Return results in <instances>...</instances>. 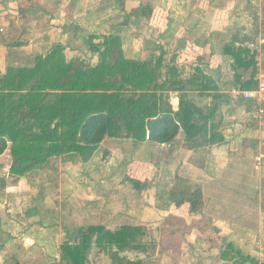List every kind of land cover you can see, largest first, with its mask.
I'll return each instance as SVG.
<instances>
[{
    "label": "trees",
    "instance_id": "1",
    "mask_svg": "<svg viewBox=\"0 0 264 264\" xmlns=\"http://www.w3.org/2000/svg\"><path fill=\"white\" fill-rule=\"evenodd\" d=\"M152 10L142 4L127 15L150 18ZM258 38V31L254 36L236 35L224 46L225 54L232 59V85L241 91L259 87V50L251 47L258 44ZM91 42L92 51L99 54L96 64L68 59L65 48L57 44L32 62L10 65L0 75V156L10 150L11 176L21 178L50 170L57 158L87 162L109 138L132 140L146 147L179 143L193 150L225 140L223 121L218 118L226 100L223 94L215 93L219 85L210 75L198 68L190 77H182L176 57L169 61L163 48L145 59L127 57L118 34L106 35L99 43L91 38ZM260 45L264 50V43ZM169 91L179 92L177 109L169 100ZM190 91H212L211 104L200 106L190 97ZM1 170L0 164L3 188L7 183ZM126 181L139 192L149 186L148 181L131 176ZM176 181V187L167 193L165 207L188 204L192 212H203V189L190 186L185 177L177 176ZM37 196L34 200L39 206L46 196L44 186ZM38 208L30 207L27 216L38 213ZM64 228L67 237L61 245L59 264H88L95 244L97 254H108L116 264H126L121 252L147 251L141 239L147 230L140 225H122L115 230L104 225L74 231L66 225ZM4 246L1 241L0 251ZM220 258L234 264H260L233 243L223 245Z\"/></svg>",
    "mask_w": 264,
    "mask_h": 264
},
{
    "label": "crops",
    "instance_id": "2",
    "mask_svg": "<svg viewBox=\"0 0 264 264\" xmlns=\"http://www.w3.org/2000/svg\"><path fill=\"white\" fill-rule=\"evenodd\" d=\"M230 1L233 2L231 3ZM230 1L0 0V5H3V9L0 10V30L3 32V34H0V58L3 53L4 64L7 63L8 60L23 64L25 59L32 53H35L39 45H43L44 43L48 44L47 52L50 51L53 46L60 44L65 48V54L68 59H84L83 57H76L78 54L74 53L78 52L74 49L77 47L75 46L77 38L80 37L81 39H86V41H91L92 38L94 43H99L106 35L118 34L122 38L123 51L127 57L145 59L143 54L134 55L124 48L126 40H134L136 42L142 40L145 45L144 50L146 49V51H149L151 53L150 55L159 54L161 48H163L167 51V58L170 61L175 56L173 55L169 58L170 42L174 39L181 47L178 49L173 48V53L186 56L182 61L180 58L179 60L177 59L178 56H175L176 64L181 71H184L187 66H195L196 69L200 68L207 75H209V72H212V76H210L217 85H219V90L215 93L223 94L226 100L221 106L220 116V119L223 121L221 130L225 136V140L212 146L201 148L207 149L209 154L211 152L210 156H207V158L206 155L204 156L201 151H199L201 149L193 150L187 148L190 151H194L196 155H200L203 159L199 158L198 162H195L197 159L181 161L179 170V174H184V177L190 178L188 179L190 183L192 179H197L198 182L200 181V185L196 184V187H201L204 191L205 206L203 212H192L188 204L182 206L173 204L164 208V211L152 206L153 209L156 208L155 210L158 215L167 218L165 226L167 225L166 227L169 234L166 237L168 245L166 244L167 247H165V249H168V258L170 261H174V264H183L185 256H187L186 254L191 256H188V259H192L195 264H234L220 258L223 245L229 243H233L234 246L240 249L245 255L255 257L259 260L260 264H264V122L261 123L256 118V114L259 111L258 107H264V102H261V105H257L258 100H256V97L249 99L243 96L235 100L232 91L236 88L230 81H226L225 78H223L222 66L218 65L217 68H212V65L208 63L210 57H216L217 55L221 56L223 59L226 58L225 60H231V57L225 54L224 46L227 42H231L233 36H254L255 31H258L259 40H261H257V43L260 44L262 40L264 41V32H261L257 26L261 16L259 12H257V9L251 10L253 0ZM142 4L149 5V9H153L150 18L144 15H127L131 11L138 9ZM243 4L246 5L244 11L239 9ZM186 5L188 8L187 14L181 15L183 12L182 9ZM226 8H228L227 11L224 10ZM231 9L237 11V13L234 12L236 15L230 14ZM244 16L253 21L252 28L244 31V28L239 27L235 32L230 34V38H228L229 34L227 35L226 31L230 32V22L232 19H235V17L236 19H238V17L242 18ZM2 20L4 22H2ZM206 20H208V22ZM205 23L207 26H211V32H204L200 35L210 38H207L205 42L197 40L194 43L190 34L198 31L199 28L205 27ZM32 29L37 31V35H40L42 31L46 34L40 36V40L36 35L34 39L30 41L32 36L28 37V33L31 32ZM150 33H157L159 36V39H154L156 43H154L155 47L153 48H149L150 44H147L151 42L149 39ZM50 35L52 39L51 41H47V37ZM213 37H216V39L220 38L218 39L220 40L218 46L212 44V42H214V40H212ZM12 38L14 40H12ZM49 42L51 43L49 44ZM31 43H33V45ZM70 44L71 47L69 46ZM24 45H31V47L27 49L24 48ZM251 45L256 44L252 43ZM69 48H72L73 53L69 51ZM85 48L88 53L87 56H84V60L96 64L99 61V54L94 53L90 45H86ZM27 50L28 52H26ZM144 50L142 52H146ZM261 50L260 48V51ZM82 53L84 52H81V54ZM211 61H214V59ZM260 68L259 64V71ZM0 69L3 70L4 73L6 72L5 69H2V66H0ZM212 93L213 92L210 91L207 94L200 93V95L208 96L210 94L209 96L212 97ZM253 103H256V105ZM207 104H210V102ZM173 106L176 108L174 104ZM238 111L245 114L246 117L245 121L241 124L237 123L235 125L234 123L237 122V119L233 116L235 114L239 115L240 113H238ZM228 118H233L234 121L230 123ZM262 119L264 121V116ZM229 131L233 133H227ZM234 131L235 135H233ZM240 136L242 137L240 138ZM233 137L236 139L239 138L240 142H233ZM135 146L138 148L139 146H143V144H135ZM224 148L229 150V157H227V161L224 162L223 167H220L223 161L226 160V157H221L218 152H221ZM200 160H202V164H200ZM62 161L74 166V169L71 170L70 179L81 182L82 180H80L81 178L79 179V177H82L83 173H79L76 166H83L90 161L82 162L79 159H62ZM248 161L253 167L247 170V174L242 175V173H240L242 177H240V174H237L234 178H241L242 182H244L241 186L236 185L238 189L242 187V189L245 190L249 185H256L253 186L255 188L252 187L253 190H251V194L254 198L253 200L257 204V214L255 218L245 214L248 208L247 206L243 209L242 207L241 209H237V207L232 205L231 201L228 202L225 191L217 189L222 185L220 184L222 183L221 177L225 173V168L234 169L235 172H238L249 167L248 165H246V167L243 166ZM149 164L150 163H144V165ZM86 175L90 178L89 175L92 174L86 173ZM228 177L229 176H226L225 178ZM19 179L21 180L19 183L21 188H23V190H29L30 188L23 184L24 177ZM251 180L253 181L252 183H250ZM80 191H82V188H76L71 201L75 200L74 203L77 202L80 204V198H87L88 193ZM96 206L97 205L94 207L99 210ZM84 211L80 213H83L85 216H91L93 213V209L88 210L86 213ZM41 212H44L42 203L39 205V214H41ZM122 213L124 212L118 214L122 217H126L127 214ZM161 219L162 217L158 218V220ZM100 223L106 225L103 222ZM124 223L137 225L140 223V220L136 223ZM56 224L57 223L54 221L50 223L39 221V237L28 234V236L25 235L26 238H20L19 240L21 242L17 241L15 245H8L9 240L7 238L2 240V242H5V246L1 250L0 255L7 254L8 248L11 250L6 261L0 264H26L25 261L30 262L27 264H39V261H33V258L37 260L39 256V260L42 261V264H58L61 260V244L60 240H58V235L56 233L54 235L52 231L54 226L57 227ZM198 224L202 225L199 228L201 232L199 234L195 233L194 229V233L192 232V236L189 237V233H185V229H187L188 226L197 228ZM47 229H51V236H49L50 234L43 235L44 231L46 232ZM47 232L50 233V231ZM178 237L181 238L178 239ZM206 243L209 245H206ZM92 251L96 253L95 249ZM177 251H179L178 254L175 253ZM16 253H21V255L25 254L26 258L21 260L16 256ZM103 254L104 253H100L97 256L98 258L95 259L93 253H91L88 264H95L96 262L99 264L98 261L100 257H105V254ZM175 258L179 259V263L173 260Z\"/></svg>",
    "mask_w": 264,
    "mask_h": 264
},
{
    "label": "rangeland",
    "instance_id": "3",
    "mask_svg": "<svg viewBox=\"0 0 264 264\" xmlns=\"http://www.w3.org/2000/svg\"><path fill=\"white\" fill-rule=\"evenodd\" d=\"M185 1L187 2L188 0ZM230 2L232 3L233 1ZM245 8V4H243L242 7H239V9H242L243 11L245 10ZM1 9H3L2 4L0 5V10ZM227 9L228 8L224 10L227 11ZM253 9H257V12H259L261 16V19L258 21L257 26L261 32H264V0H253L251 10ZM182 10L183 12L181 13V15H186L188 11L187 5L183 7ZM234 12L237 13V11L234 9L230 10L231 15H234ZM206 21L208 22V20ZM2 22L4 21L2 20ZM230 23V32L226 31V34H229L228 38H230V34L235 32L239 27L244 28V31H247V29H251L253 21L244 16L242 18L238 17V19H236L235 17V19H232ZM210 27L211 26H207L206 24L205 27L199 28L198 31L191 33L190 37L192 41L194 43L197 40L205 42L206 39L210 37H206L200 34L204 32H211ZM0 34H3L1 30ZM44 34L46 33L42 31L40 35H37V31L32 29V31L28 33V37L32 36V39H30V41H32L37 35L40 40V36H43ZM51 39V35L47 37V41H51ZM149 39L151 42L147 44H150L149 48H153L155 47L154 43H156L154 39H159V36L157 33H150ZM218 39H216V37H213L212 40H214V42H212L211 40L212 44L218 46V44L220 43V40ZM12 40L14 39L12 38ZM260 40L258 38V41ZM50 43L51 42H49V44ZM170 43L171 45L169 58L175 55L178 56V60L179 58L181 59V61L184 60L186 56L181 54L179 55L178 53H173V48H180V44L176 43L174 39L171 40ZM262 43H264L263 40ZM31 44L33 45V43ZM124 44V48H126L129 53H132L134 55L143 54L145 58H148V56L151 54L149 51H146V49L144 50L145 45L142 40H138L137 42L134 40H126ZM260 44L251 45L253 49L259 50L258 60L261 67L257 76L260 82L259 87L257 89L249 91V93H252L253 97L257 98V105H261V102H264V50L260 51ZM47 45V43L39 45V48L36 49L35 53H32L27 59H25L24 63L32 62L34 61L36 55L46 53L48 50ZM86 45H90L92 47L93 44L91 41H86V39H81L80 37L76 39L75 46L77 47L74 48L78 51L74 52L78 54V56L76 57H83L85 59L84 56H87L88 53L86 52ZM69 46L71 47V44ZM30 47L31 45H24V48L29 49ZM143 50L146 52H142ZM69 51L73 53L72 48H69ZM26 52H28V50ZM81 52L84 53L81 54ZM3 58L4 54L2 53L0 58V66H2V69H5L6 71L10 65H20L19 63H15L17 61L9 60L4 64ZM212 59H214V61H211ZM225 59L217 55L216 57H210L208 63L209 65H212V68H217L218 65H221V70L224 75L223 78H225L226 81L228 80L230 81V83H232V80L234 79V71L232 70L231 66L232 59ZM204 67L206 68L205 65ZM195 71V66H187L185 67V70L182 71V77H190L193 73H195ZM5 73L0 69V75H3ZM211 74L212 72H209V75ZM168 93L170 96L169 100L171 101V104H174L176 106L175 109H177L179 102V92L169 91ZM241 93L244 92L239 89H235L232 91V95L234 96L235 100L236 98L241 96L245 97V95ZM189 94L190 97L202 107L208 106L209 104L207 103L209 102L211 104L212 97L209 96L210 94L208 96H201L198 91H190ZM254 105H256V103ZM258 110L259 111L256 114V118L262 123L264 122L262 119L264 116V107H258ZM238 113H240V111H238ZM233 117H236L237 119V122L234 123L236 125L237 123L241 124L243 121H245L246 115L240 113L239 115L235 114ZM218 119H220V117ZM228 120L230 121V123L234 121L233 118H228ZM235 131L233 135H235ZM227 133L233 132L229 131ZM241 137L242 136H240V138ZM179 139L183 140V136H180ZM235 141H237L238 143L240 142L239 138L236 139L235 137H233V142ZM199 151H201L204 156L206 155V158L211 154V152L209 154L207 149H201ZM228 152L229 150H227V148H224L221 150V152H218L221 157H226V160H221L223 161V163L220 165V167H223L224 162L227 161V157H229ZM150 154H153V156H151ZM199 158L203 159L200 155H196L194 151L188 150L184 145L179 143L177 144V146L172 147L169 145L146 147L143 144V146H139L138 148H136L132 140L109 138L101 144V146L95 152L94 156L89 160L90 162L87 161L88 163H85L83 166H76L78 172L83 173V178L81 176L79 177V179L81 178L80 180H82L81 182L70 179L71 170L74 169V166L64 163V161H62V158H57L54 159L55 161H53L54 168L50 170H40L32 173L30 176L24 177L23 184L30 189L23 190V188H21V185L19 184L21 180L19 178L11 176L9 173L12 158L10 155V150H7L3 155L0 156V164L2 166L1 172L5 177L7 183L5 187L0 188V242L7 238L9 240L8 245H15L17 241L21 242L19 240L20 238H26L25 235L28 236V234H33L34 236L39 237V221H43L45 223L54 221L57 223V227L54 226L52 231L54 235L55 233L58 235V240H60V244L62 245L67 237V232L64 228L65 225L68 226L70 231H74V229L88 227L90 225H104L100 223L103 222L106 224L104 226L108 227L109 229L115 230L122 225H129L124 222L136 223L140 220V223L134 226L140 225L146 228V236L141 239L146 244L147 251L121 252L120 256L124 259L126 264L138 260H143L144 263L142 262V264H174V261H170V259L168 258V249H165V247H167L168 245V240H166V237L169 234L166 227L167 225L165 226V221L167 218L158 215L155 209L158 208L159 210L164 211L168 199L167 193L177 185L176 177H184L183 173V175L179 174L181 161L183 162L187 159H197L195 162H198ZM144 163L150 164L144 165ZM200 164H202V160H200ZM246 165H248L249 167H246ZM243 166L246 167L243 169L245 171L240 170L238 172H235L234 169L225 168V173L221 177L222 183L220 184L222 185H220L217 189L225 191L228 202L231 201L232 205L237 207V209H241V207L243 209L245 206H247L248 208L246 209L245 214L249 215L252 218H255V215L257 214V204L253 200L254 198L251 194V190H253L252 187L256 185H249V187L245 190H243L242 187H239L238 189L237 186H241V184L243 185L244 182H242L241 178H234L235 175L240 173H242V175L247 174V170L253 167L251 163L249 164V161L246 162V164H244ZM84 173L85 175L86 173L92 175H89V178L87 177V175L85 176ZM242 175L240 174V177H242ZM127 176L141 179L143 181H148L149 186L143 191L139 192L132 186L131 183L126 181ZM226 176L229 177L225 178ZM252 180L250 183L254 181ZM191 181L192 182L190 186L194 188H196L197 185H200V181L198 182L197 179H192ZM42 186H44L46 193L45 199L42 202L44 212H41V214H39V212H32L30 216H27V210H30V207H33L35 205L36 207H39L37 206L34 198L38 195V193H40ZM76 188H82V191L80 192L88 193L87 198H80V204H78L77 202L74 203L75 200L71 201ZM94 204L97 205L96 207L99 210L94 207ZM152 206H155L156 208L153 209ZM90 209H93V213L91 216H85L83 215V213H80L84 210V212L86 213ZM121 212H124L122 214H127L126 217H122L118 214ZM159 217H162V219L158 220ZM201 226L202 225L200 224L197 225V228L188 226V228L185 229V233H189L188 235L190 237L192 236V232L195 229V233L199 234L201 232L199 229ZM47 231H50V233H48ZM47 231H44L43 235L50 234L49 236H51V229H47ZM180 238L178 237V239ZM206 245L209 244L206 243ZM93 249L96 250V253L92 251ZM10 250L11 249L8 248L7 254L0 255V263H4L6 261L8 255H10ZM92 250L91 253H93L95 259L98 258L97 256L100 253L97 254L99 249L98 247H96V244L93 245ZM178 252L179 251L175 253L178 254ZM104 254L103 255L105 257H100V260L98 261L99 264H116L117 261L115 262L108 254ZM186 255L187 256H185L183 264H195L193 263V260L191 258V260L188 259V256L190 255ZM16 256L21 260L23 258H26V255H21V253H16ZM39 259L40 256L39 258H37V260L33 258V261H39V264H42V261H40ZM173 260H175L176 262L179 259L175 258ZM25 263L27 264L30 262L25 261ZM59 263H61V260L59 261ZM95 264L98 263L96 262Z\"/></svg>",
    "mask_w": 264,
    "mask_h": 264
},
{
    "label": "built area",
    "instance_id": "4",
    "mask_svg": "<svg viewBox=\"0 0 264 264\" xmlns=\"http://www.w3.org/2000/svg\"><path fill=\"white\" fill-rule=\"evenodd\" d=\"M242 92H244V93H241V94L245 95L246 98H251V97H253L252 93H249V91H242ZM262 112H263V111H262Z\"/></svg>",
    "mask_w": 264,
    "mask_h": 264
}]
</instances>
